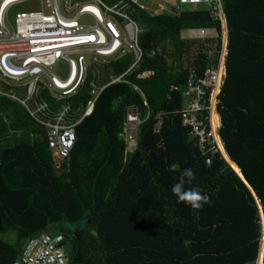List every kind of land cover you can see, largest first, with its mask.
Segmentation results:
<instances>
[{"label": "trees", "instance_id": "trees-1", "mask_svg": "<svg viewBox=\"0 0 264 264\" xmlns=\"http://www.w3.org/2000/svg\"><path fill=\"white\" fill-rule=\"evenodd\" d=\"M222 5L228 31L218 133L247 184L219 153L205 163L198 137L181 123L180 90L170 89L183 88L190 70L218 64L219 23L202 4L157 15L134 8L142 59L123 81L103 88L88 115L79 110L91 97L90 74L67 99L71 121H79L58 167L45 127L0 94V264H12L43 233L62 235L68 264H256L257 201L264 218V0ZM199 27L213 31L203 38L180 35ZM129 64L128 54L109 60L106 73L120 74ZM129 106L140 118L133 151L125 150L122 136ZM186 168L194 172L187 194L209 197L199 209L178 203L171 191ZM84 216L86 228L58 227Z\"/></svg>", "mask_w": 264, "mask_h": 264}, {"label": "built area", "instance_id": "built-area-1", "mask_svg": "<svg viewBox=\"0 0 264 264\" xmlns=\"http://www.w3.org/2000/svg\"><path fill=\"white\" fill-rule=\"evenodd\" d=\"M22 1L26 0H0V80L7 84L0 94L17 101L32 119L45 127L56 167L68 158L75 141V124L79 121H71L72 110L67 99L81 88L90 74L91 97L85 108L79 110L81 117L88 115L103 88L123 81L142 59L143 51L138 42L141 28L131 11L138 8L157 15L177 13L182 6L196 8L201 4L220 25L218 64L202 71L190 70L183 88L172 85L170 89L180 90L181 123L188 128L189 135L198 137L197 144L205 155V163L209 164L211 155L216 153L225 159L218 133L219 121L213 127L211 119L213 111L219 116L218 95L226 76L228 30L222 0H117L111 5L103 0H38L39 9L15 14L14 28L10 30L5 23L6 13L10 6ZM83 15H89L93 23L80 21ZM212 31L204 27L189 29L196 38H203ZM126 54L130 55V64L125 71L116 75L106 73L109 60ZM61 59L69 68L65 79L57 77L52 70ZM47 98L53 102H48ZM139 122L137 108L129 106L122 132L126 151L136 148ZM161 122L159 116L155 131ZM257 204L262 218L258 201ZM261 225L263 231V219ZM61 240V234L43 233L33 237L12 264H68L59 245Z\"/></svg>", "mask_w": 264, "mask_h": 264}, {"label": "rangeland", "instance_id": "rangeland-1", "mask_svg": "<svg viewBox=\"0 0 264 264\" xmlns=\"http://www.w3.org/2000/svg\"><path fill=\"white\" fill-rule=\"evenodd\" d=\"M150 0H148L149 2ZM151 2H156V0H151ZM39 9V1L38 0H26L22 2L15 3L14 5L10 6L6 16H5V23L7 27L11 30L14 28V17L16 13L19 12H28L32 10ZM85 24L93 23L92 18L89 15H83L82 19ZM53 72L57 75V77L61 79H65L68 74V64L64 60H58L53 67ZM262 243V242H261Z\"/></svg>", "mask_w": 264, "mask_h": 264}, {"label": "clouds", "instance_id": "clouds-1", "mask_svg": "<svg viewBox=\"0 0 264 264\" xmlns=\"http://www.w3.org/2000/svg\"><path fill=\"white\" fill-rule=\"evenodd\" d=\"M194 178V172L191 168H186L180 173V178L177 183L172 185L171 191L177 198L178 203H184L193 209H199L204 203L209 202V197L198 190L194 191V195H189V189L185 188L186 184H191Z\"/></svg>", "mask_w": 264, "mask_h": 264}, {"label": "water", "instance_id": "water-1", "mask_svg": "<svg viewBox=\"0 0 264 264\" xmlns=\"http://www.w3.org/2000/svg\"><path fill=\"white\" fill-rule=\"evenodd\" d=\"M7 88V84H5L4 82H2L0 80V90L6 89ZM226 159V158H225ZM226 161L228 162V160L226 159ZM229 164V162H228ZM230 165V164H229ZM231 166V165H230ZM235 171V170H234ZM236 172V171H235ZM243 180V176L242 174H239L238 172H236ZM241 173V172H240ZM244 182L246 183V181L244 180ZM247 184V183H246ZM250 188V187H249ZM253 192V191H252ZM254 194V193H253ZM89 222V217L88 216H84L82 217L79 221L77 222H69L68 220H62L58 223V227L59 228H68L71 232H76L78 229L80 228H86ZM51 227L48 226V229H50ZM91 233H93L94 235H96V230L94 229H90Z\"/></svg>", "mask_w": 264, "mask_h": 264}, {"label": "crops", "instance_id": "crops-1", "mask_svg": "<svg viewBox=\"0 0 264 264\" xmlns=\"http://www.w3.org/2000/svg\"><path fill=\"white\" fill-rule=\"evenodd\" d=\"M156 1H161V0H156ZM180 35H181L182 38H190V39L191 38H196V37L192 36V34L189 32V29L181 30ZM146 74H148V73H146ZM218 121H219V126H220L221 125L220 115L218 116ZM220 140H221V143L223 144L221 137H220ZM262 219H263V223H264V218L262 217L261 220ZM263 252H264V230L262 231V236H261V239H260L259 254H258V258H257L256 264H264L263 263Z\"/></svg>", "mask_w": 264, "mask_h": 264}, {"label": "bare ground", "instance_id": "bare-ground-1", "mask_svg": "<svg viewBox=\"0 0 264 264\" xmlns=\"http://www.w3.org/2000/svg\"><path fill=\"white\" fill-rule=\"evenodd\" d=\"M211 119H212L213 127H215L216 125H218V115H217L216 112H214V111L212 112ZM220 144H221V141H220ZM223 154H224L225 158L228 160V162L231 165V167H233L234 170L237 172V169L232 165L231 160L229 159V157L227 156V154H226L225 151H223Z\"/></svg>", "mask_w": 264, "mask_h": 264}]
</instances>
